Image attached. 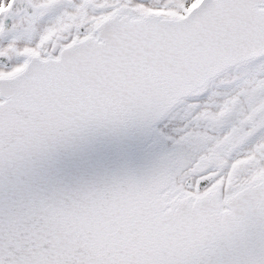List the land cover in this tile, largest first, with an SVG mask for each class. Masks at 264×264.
Returning <instances> with one entry per match:
<instances>
[{
	"label": "snow or ice",
	"instance_id": "1",
	"mask_svg": "<svg viewBox=\"0 0 264 264\" xmlns=\"http://www.w3.org/2000/svg\"><path fill=\"white\" fill-rule=\"evenodd\" d=\"M0 264H264V0H0Z\"/></svg>",
	"mask_w": 264,
	"mask_h": 264
}]
</instances>
